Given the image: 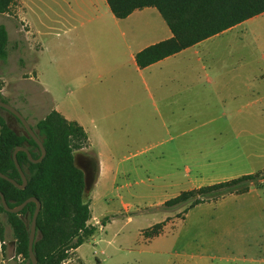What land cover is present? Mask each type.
<instances>
[{
	"label": "rangeland",
	"instance_id": "obj_1",
	"mask_svg": "<svg viewBox=\"0 0 264 264\" xmlns=\"http://www.w3.org/2000/svg\"><path fill=\"white\" fill-rule=\"evenodd\" d=\"M16 3L0 15L8 34L0 96L35 126L51 107L35 104L44 101L42 92L27 81L33 57ZM174 61L171 89L160 75L154 81L162 86L156 89L152 77L157 73L145 72V87L138 82L136 94L118 110L120 119L106 121L112 127L96 139L104 169L92 150L73 152L84 174L87 223L96 228L79 251L86 264H260L250 259H264V182L259 179L250 193L186 212L188 203L164 206L181 192L263 174L264 13ZM1 115L24 134L12 115ZM2 221L5 258L0 254V264H8L7 259L28 264L15 255L11 228ZM162 222L161 233L147 239L145 233ZM63 264L82 263L71 250Z\"/></svg>",
	"mask_w": 264,
	"mask_h": 264
},
{
	"label": "trees",
	"instance_id": "obj_2",
	"mask_svg": "<svg viewBox=\"0 0 264 264\" xmlns=\"http://www.w3.org/2000/svg\"><path fill=\"white\" fill-rule=\"evenodd\" d=\"M105 1L113 16L118 19L126 18L136 10L155 8L170 30L172 36L169 39L150 45L135 55V62L141 69L264 13V0ZM16 2L17 0H0V15L7 13ZM7 44L6 28L0 24L1 61L7 57ZM0 100L9 104L1 96ZM1 111L6 110L0 108V173L20 185L21 179L12 161V152L18 146L26 147L31 158L37 159L40 150L29 136L18 134L10 128ZM31 128L45 148L46 155L41 162L34 164L28 160L24 152L18 151L16 159L27 179L26 186L18 189L0 178V193L11 208L31 197L40 202L41 208L36 219L32 247L36 262L63 264L69 258L70 251L81 246L96 230L87 223L90 219V210L89 204L83 201L84 174L76 166L73 156L74 150L84 146L87 137L77 123L68 122L54 110ZM258 179L264 182V169L262 175H241L181 192L164 202V206L188 203L184 209L186 212L204 202L217 201L227 195L246 193L260 183ZM34 209L35 203L29 202L20 212L13 214L5 212L0 203L1 248L4 249L5 242V226L2 221L4 218L11 228L15 255L21 256L28 264L30 261L27 244ZM163 226V222L152 226L151 231L145 233L146 238L158 236Z\"/></svg>",
	"mask_w": 264,
	"mask_h": 264
},
{
	"label": "crops",
	"instance_id": "obj_3",
	"mask_svg": "<svg viewBox=\"0 0 264 264\" xmlns=\"http://www.w3.org/2000/svg\"><path fill=\"white\" fill-rule=\"evenodd\" d=\"M17 2V16L25 27L33 57L32 75L27 81L41 90L44 100L35 104L48 105L50 111H56L68 122L77 123L87 137L80 150H92L97 156L98 168L104 169L96 139L106 136L112 127L111 123L108 128L106 121L120 119L118 110L127 105L130 94H136L138 82L145 87V72L157 73L152 77L156 89L162 86V82H157L159 75L166 81L164 86L168 82V89H171L176 80L174 60L189 48L141 69L135 62V55L172 36L155 8L136 10L118 19L105 0ZM26 90L29 94V86ZM252 190L254 188L247 193ZM1 245L0 242V254L5 258ZM82 245L73 253L86 264L79 254ZM250 261L264 263L262 258ZM7 262L12 264L8 259Z\"/></svg>",
	"mask_w": 264,
	"mask_h": 264
},
{
	"label": "water",
	"instance_id": "obj_4",
	"mask_svg": "<svg viewBox=\"0 0 264 264\" xmlns=\"http://www.w3.org/2000/svg\"><path fill=\"white\" fill-rule=\"evenodd\" d=\"M0 108L8 111L9 113H11L22 125L23 129H24V134L29 136L39 147L40 150V155L37 159H32L30 156L29 151L27 150L26 147H22V146H18L14 149V151L12 152V161L14 163V166L20 176L21 179V184L19 185L17 182H15L14 180L6 177L5 175L0 173V178L8 181L9 183H11L13 186L17 187L18 189H23L26 186L27 183V179L25 177V174L23 173V171L21 170L17 159H16V153L18 151L24 152L28 158V160L31 163H39L43 160V158L46 155V151L45 148L43 147L41 141L38 139V137L35 135L34 131L32 130L30 124L27 122V120L22 116V114L17 111L13 106H11L10 104H7L3 101L0 100ZM29 202H33L35 203V209L34 212L32 214L31 217V221H30V226H29V235H28V244H27V251H28V257H29V261L30 264H37L34 253H33V243L35 240V233H36V219L37 216L39 214L40 208H41V204L40 202L36 199V198H29L27 200H25L24 202H22L21 204L15 206V207H9L4 199V196L2 195V193H0V203L4 209L5 212L8 213H13V214H17L18 212H20L24 206L29 203Z\"/></svg>",
	"mask_w": 264,
	"mask_h": 264
}]
</instances>
